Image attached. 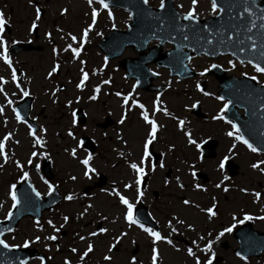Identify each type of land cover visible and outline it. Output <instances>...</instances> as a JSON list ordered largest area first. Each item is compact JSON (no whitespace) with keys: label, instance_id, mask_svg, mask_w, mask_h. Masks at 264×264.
Here are the masks:
<instances>
[{"label":"rangeland","instance_id":"374dc122","mask_svg":"<svg viewBox=\"0 0 264 264\" xmlns=\"http://www.w3.org/2000/svg\"><path fill=\"white\" fill-rule=\"evenodd\" d=\"M32 1H36L43 10L38 20L36 9L28 4L30 0H0L5 24L10 26V33H3L1 38L8 43L12 40H30L33 45L40 47V50L10 56L13 70L17 68L22 73L19 88L12 82V69L0 61V77L6 81L0 85L3 89L0 101L2 94L7 93L10 98L8 100L13 103L27 90L34 98L31 116L35 119L38 129L42 127L46 131L34 132L37 138L44 140L43 146L35 145L33 137L28 135L29 127L16 121L11 106L0 102V107L4 109L3 114H0V139L8 133L12 134L11 139L5 141L7 162L0 157V219L5 218L11 207L10 186L20 180L23 172L28 173V179L41 195H46L49 192L48 185L55 183L63 197L71 195L73 198L63 199L56 210L44 214L38 223L32 222L30 218L21 219L15 231L3 236L2 240L10 246H23L27 240V247L44 253L49 251L51 254L48 264H64L66 259L70 264H77V261H81L77 256L86 250L88 244L93 245V251L80 262L82 264H133V258L134 264H151V237L123 221L124 209L119 197L112 194V189L115 188L121 195H127L130 201L137 198L136 174L128 165L131 162L139 164L150 126L144 123L140 115L141 109L131 103V100H136L158 125L152 149L162 153L164 159L161 163L163 167L160 164L151 170L147 157L142 165L145 175L149 178L141 200L151 217L158 223L160 234L172 242H156L159 253L157 264H195L194 258L187 256L189 247L201 260V264L209 256L212 257V264H264V252L257 257L240 260L234 252L237 241L232 236L234 228L240 224L237 221L242 220L245 214L253 217L248 221H252L255 228L264 230V220L256 219L264 217V173L250 167L252 163L263 160V156L251 154L243 146L236 145L232 161L237 169L229 183L224 180V173L220 174L218 171L219 161L225 157L221 156V153L225 152L224 146L233 145L230 140L224 142L222 139L221 147L216 149V156L203 159L196 144H189L184 135L185 132L191 133V138L201 145L213 135V126L216 127V121L212 119L216 108L219 107V104H216V80L212 75L206 77L202 73L208 69L212 60L202 56L194 59L191 65L198 74L183 82L170 80L166 72L151 65L150 68L159 74L154 83L164 84L166 90L161 94L136 90L133 87L134 82L124 76L118 65L122 57L134 56L135 53L127 49L121 57L104 61V53L96 46L110 28H126L130 20L125 11L114 7L106 11L107 9L101 8L96 0H93L91 5L88 0ZM148 3L158 6L160 0H148ZM174 7L186 13L192 7L191 0H175ZM93 8L98 14L94 24L91 16ZM61 10L66 11L62 14ZM109 12L112 13L111 19ZM194 13L198 18L208 17L212 13L209 1L198 0ZM33 21L37 25L36 35L32 29L29 30ZM90 24L92 27L84 37L80 54L74 59L68 46L80 47L79 40L83 30ZM71 36L77 37V40L72 41ZM53 48L57 53L51 52ZM81 61L84 63L81 64ZM229 61L231 60L225 57L215 60L217 64L228 69L229 73L255 75V71L247 64L233 61L230 64ZM53 66L57 67V71L48 76ZM82 72L87 73L88 78L82 88L78 89L76 85L80 82ZM256 77L264 81V76L258 74ZM200 80L204 82L205 92L209 95L197 90ZM97 86L99 91L94 92ZM116 92L121 95L117 96ZM129 93L132 95L125 105L122 103V97ZM92 95L96 96L95 100L89 99ZM154 97L159 99L157 109L160 110H154ZM194 100L200 101L203 111L209 112L208 120L198 119L188 111ZM205 106L213 109L208 111ZM78 108L83 109L86 115L83 125L72 123L73 113ZM164 109L169 115L164 114ZM105 117H110L113 124L104 129L96 126V123L103 122ZM181 120L184 121L182 126L178 124ZM214 130L217 133V129ZM69 131L73 136H68ZM82 135H87L94 141V153L80 147L79 140ZM73 148L76 149L75 157L69 154ZM32 152L37 155L32 157ZM44 156L49 159L55 173L50 181L40 170ZM89 156V167L94 171L86 177L80 161ZM29 158L32 160L31 164L28 163ZM17 161L21 168L16 167ZM196 170H203L208 175L206 183L196 182L194 177V181L191 180L193 171ZM168 171L170 175L166 178ZM98 172L106 176L107 185L84 195L83 187L91 184ZM73 176L76 177L75 180L70 179ZM125 184L130 187L126 189ZM217 184L221 187L217 188ZM225 188L228 190L224 191ZM241 189L246 191L242 192ZM153 191L158 193L156 199L153 197ZM183 200H189L190 203L184 205ZM213 204L216 214L209 217L207 212L202 210L212 207ZM89 205L91 207H88ZM65 216L68 217L67 222L63 219ZM234 216L236 220H233ZM173 217L184 223H176ZM97 221L102 222L106 231L95 236L90 235L95 232L94 225ZM169 222L171 228L176 229L175 232H172ZM188 225H192V229H189ZM232 225V232L216 239L219 232ZM57 226L64 227L68 234H56L54 228ZM121 233L125 235L121 237ZM37 236L40 237L39 241L35 240ZM47 236H55L56 239L47 240ZM81 236L84 240L80 239ZM117 237L120 239L117 240ZM194 240L196 244L192 243ZM209 240L212 241L211 250L201 251ZM117 243L118 249L109 252V247ZM223 243H226V246H223ZM135 247H138V251L133 255L131 251ZM72 248L77 250L76 253L71 251ZM105 255L110 256L111 260L105 261ZM39 261L34 257L28 264H38Z\"/></svg>","mask_w":264,"mask_h":264},{"label":"water","instance_id":"95a60500","mask_svg":"<svg viewBox=\"0 0 264 264\" xmlns=\"http://www.w3.org/2000/svg\"><path fill=\"white\" fill-rule=\"evenodd\" d=\"M171 0H165L164 8H159L157 10L148 8L143 0H130V3L123 2L122 0L118 5L124 6L132 12V24L129 25V29L126 32H123V38L118 40L117 46L122 47L126 44H131L135 48H142L144 43L150 38H158L160 41L168 40L171 42H176L180 45L185 44L192 49L193 53H198L200 51H206L202 47H209L211 50L216 52L227 51L237 56L240 60H253L257 62L254 56V51L251 48L250 42H245L244 45L236 43V35H233L238 28L248 25V16L246 13H243L239 7L233 9L232 11L221 10L220 15L214 18L212 21H188L181 20L179 16L172 11L170 7ZM257 1V0H256ZM233 0H221V4L225 7L231 5ZM260 8L255 3V8L253 9L256 12L255 16H252L251 19L256 21L257 27L253 29L251 33L254 37L255 34L259 31L260 21L257 17L260 15ZM184 34L187 35V39H184ZM228 35H233V39L229 41L227 39ZM239 39H245V33L240 31ZM110 40L109 37L106 38L105 42L101 45L109 55L111 51L108 48L107 41ZM211 40L212 43H208ZM244 47V51H240L241 47ZM255 55H258V52H255ZM142 54L138 59L139 63H142L145 59ZM157 63L165 61V53L158 50V53L152 56ZM150 58V59H151ZM132 63L125 62L124 65L130 71H133L135 68L131 66ZM131 66V67H130ZM241 94L236 95L233 91H230V98L232 99L231 105L243 106L246 109L248 120L245 123L248 126H255L257 129H264V125L261 123L260 113L264 112V108L261 107V100H264V91L260 88H254L252 86H242L241 85ZM28 101V100H27ZM28 111V102L24 109H20L19 113L26 117V112ZM232 111V110H231ZM107 123L104 124L106 126ZM242 126V123H240ZM248 140L250 143L254 144L257 149H264V144L260 141L252 138L249 130H246ZM262 147H259L260 144ZM209 148L212 150L214 143H208ZM47 170L46 166L44 167ZM47 172V171H46ZM48 175H50L47 172ZM21 188H17L18 192V207L16 211L12 213V216L6 222H0V234L6 230H10L15 224L17 219L26 214H31L34 217H38L40 212L45 208H51L50 204H53L59 199L54 192L51 197L47 200H40L39 197H36L35 191L28 183ZM21 186V185H20ZM21 189V195L19 190ZM47 205H49L47 207ZM247 234L246 239H241V249L245 256L257 255L264 248V234L257 233L250 229V224L246 227ZM26 257L29 253L24 251ZM0 257H8L11 259L10 264H20L25 257L18 258L16 256V250L5 249L0 246Z\"/></svg>","mask_w":264,"mask_h":264},{"label":"snow or ice","instance_id":"6c2138e0","mask_svg":"<svg viewBox=\"0 0 264 264\" xmlns=\"http://www.w3.org/2000/svg\"><path fill=\"white\" fill-rule=\"evenodd\" d=\"M31 2V0H30ZM96 2L99 4V6L101 8H104V9H107L108 8V4L105 2V0H96ZM143 2L145 4L148 3V0H143ZM88 3L89 5H91L93 3V0H88ZM198 3V0H191V5L192 7H190L186 14H184L182 16V19L183 20H188V21H194L195 20V13H194V8L195 6L197 5ZM255 3H256V0H233V3L227 7H225L224 5L221 4V0H209V4H210V11L213 13V14H216V15H220V11L221 10H225V11H232L233 9L239 7L240 10L243 12V13H246L247 16H248V25L247 26H242L241 28H238L236 30V32L233 34V35H236L237 39H236V43L237 44H240V45H244L245 42H250L251 43V48L254 51V56H255V59L257 62H253V60H248V63L251 65V67L253 68V70L256 72V73H259V74H262L264 75V23H260L259 25V31L255 34V37L251 34L253 32V29L257 27L256 25V21L255 20H252L251 17L252 16H255L256 15V12L253 10L255 8ZM165 6V0H160V7L161 8H164ZM66 11V10H61L62 14L63 12ZM91 16H92V22L93 24L95 23L96 21V18H97V10L95 8L92 9V12H91ZM108 16H109V19L112 18V13L109 12L108 13ZM40 18V13L39 11L37 10V14H36V19L38 20ZM257 19H259L260 21H264V9H261L260 10V15L257 17ZM5 24V19L3 17V14L0 13V32L3 31V26ZM36 23L35 21H33L32 25H31V28L29 29L31 31V29H34L36 28ZM92 25L90 24L88 26V28H85L83 30V34H82V37L80 38L79 40V43H80V46L82 47L83 44H84V37L87 36L88 34V31L91 29ZM240 31H243L245 33V39L244 40H240L239 39V32ZM233 35H228L227 36V39L229 41H231L233 39ZM71 39L72 41H76L77 40V37L75 36H71ZM185 39H187V37H185ZM208 43H212L211 40L208 41ZM70 49H71V52L73 54V58L75 59L76 56L79 55L80 51H81V47H71V45L68 46ZM245 48L242 46L240 48V51H244ZM56 52V49L53 48V53ZM255 52H258V55H255ZM188 59H191V57H188ZM0 60L3 61V63L5 65H7V67L9 69H12V64L10 62V59L7 55V48L5 47V41L3 38H0ZM84 61H81V64H83ZM229 63L231 64V61H229ZM57 71V67L56 66H53L51 71L48 73V76H51L53 73H55ZM88 78V74L87 73H83L82 72V75H81V78H80V82L76 85V87L78 89L82 88V86L84 85V82L85 80H87ZM11 79H12V82L13 83H16V80H17V73L15 70H12L11 72ZM251 80L255 81L257 80V77L255 75L251 76L250 77ZM6 81L4 80L3 77H0V85L4 84ZM103 83L107 84L108 81H103ZM16 87L19 88L20 85L19 84H16ZM197 89L198 90H201L200 89V86L199 84H197ZM99 91V87L97 86V88L94 89V92H98ZM3 92V89L0 88V93ZM24 96H28L29 95V92L27 90H24L23 93H22ZM5 95V99L7 100V103L9 106H11L12 104V101L11 100H8L7 98V93H4ZM117 96H120L121 94L120 93H116ZM132 94L129 93L128 95H125L123 96V101L125 103H128L129 102V97L131 96ZM204 95H209V93L205 92ZM77 99H79V97H77ZM89 99L91 100H95L96 99V96L95 95H92L89 97ZM217 100H223L224 98L223 97H219L217 96L216 97ZM69 103H71L69 101ZM131 103L133 105H135L136 107H139L141 109V117L144 121V123L148 126H150V129L149 131L147 132V139L144 141L143 143V155L141 156L140 160H139V164L136 163V162H131L129 163V168H131L136 176H135V184L137 185V188H136V192H137V199L140 198V196L143 195L141 189H140V184H141V178L145 175V169L144 167H142V165L145 163V158L149 156V145L156 139V133L158 131V125L156 123L155 120L153 119H150L149 117V113L147 111H144V106L139 104L136 100H131ZM157 103L156 101H154V104ZM193 107H196V105H192ZM261 107L264 108V100H261ZM229 108V103L228 102H225L223 103V106L219 109V113L215 116L212 117L213 120H225V117L223 115H221V113H224L227 109ZM154 110H160V109H154ZM3 111L4 109L2 107H0V114H3ZM12 111L14 113H16V116H15V119L18 121V122H22L21 121V116L20 114L16 111L15 108H12ZM164 111V114L165 115H169V113L167 112L166 109L163 110ZM260 119H261V123L262 125H264V112H261L260 113ZM123 121V117H121V121ZM226 123H230L231 124V130L229 131H226L225 132V135L228 136V137H234L235 141H238L240 144L244 145L245 148H247L248 150H250L251 152L253 153H256L258 151V149L256 147L253 146L252 143H249V140L248 139H245L244 136L240 135L239 134V129L237 128V125L235 123H231L230 121H225ZM73 124L76 123L75 121V113H73V121H72ZM179 124L182 126L184 124V121H179ZM35 131H38V132H44L46 131V129L44 128H40V129H37ZM68 136H73V133L71 131H69L68 133ZM11 133H8L6 134L3 139H0V157H3L5 162H7L8 160V157L6 156L5 154V141L7 140H10L11 139ZM28 135L33 137V140H34V144L35 145H38V146H43L44 144V140L42 138H37L35 135H34V130L29 127V130H28ZM184 135L186 137H188V143L189 144H196V147L199 148L200 145L196 143L195 140H193L191 138V135L190 133L188 132H185ZM262 136H264V133H261ZM18 143V141H17ZM236 147L235 144H233L230 148H229V152H232L233 149ZM70 155H72L73 157H75V154H76V149L73 148L71 150V152L69 153ZM37 153L36 152H32L31 153V156L34 157L36 156ZM41 155H44V153H41ZM91 159V157H87L85 158L84 160L80 161L81 164H83L84 166V176H88L90 172H93L94 169L89 167V160ZM229 160V157L228 156H225L223 159H221L219 161V168L221 170L224 169L225 167V162ZM28 163L31 164L32 163V160L31 158H29L28 160ZM261 165H264V160H261L257 163H252L250 165V167L254 170H258L262 173H264V167H261ZM16 167L17 168H21V164L19 163V161L16 162ZM161 167H163V164H161ZM20 179L22 180H27L28 179V173L27 172H23V174L21 175ZM70 179H73L75 180L76 177H70ZM228 177L225 176L224 177V180H227ZM45 183L47 184V181H45ZM167 180H165V184H167ZM16 185H11L10 186V189L12 188H15ZM124 187L127 189L130 187V185L128 184H125ZM197 187L199 188L200 186L197 185ZM217 188L221 187L220 184H217L216 185ZM53 189H52V185L49 184L48 185V191L51 192ZM228 189L225 188L224 191H227ZM241 191H246L245 189H241ZM112 194L116 195L119 197V202L121 205L125 206V213H124V216H123V219L125 221H127L129 223V225H137L138 227H141L143 229V231L145 233H147V235L149 237H151L152 239V244H153V247L151 248V264H157L158 262V249L157 247L155 246L156 245V242L157 241H161V240H164L166 241L167 243L171 244V240H169L167 237H164L162 236L158 231H154L152 230L151 228H148V227H145L143 224H141L138 220L134 219L133 218V205L125 198V196L121 195L119 192L116 191L115 188L112 189ZM9 195L11 197V207L8 209V213L7 215L5 216V219H8L9 217L12 216V209L13 208H16L17 207V204H18V201H17V196L14 192H12L11 190L9 191ZM35 195L36 197H39L40 196V193L39 192H35ZM257 196H259V194H257ZM73 197L71 195H67L64 197L65 200H71ZM182 203L184 205H188L190 203L189 200H183ZM88 207H91V205H89ZM215 207V204H213L212 207H209L207 209H203L202 211H206L207 214L209 215V217H212V216H215V212L213 211V208ZM87 210V209H86ZM81 215H83V213H81ZM64 221L67 222L68 221V217L65 216L64 218ZM173 219H176L175 217H173ZM253 217L251 215H247L245 214L243 219L242 220H239L237 221L238 223H244V221H248V220H252ZM256 219H262L264 220V217H256ZM233 220H236V217L234 216L233 217ZM38 223V222H37ZM49 224H51V221L48 222ZM176 223L178 224H183L184 221L182 220H179V219H176ZM169 227L171 228V222H169ZM233 227L234 225L232 226H229V227H226L224 228L221 232H219L216 236V239L218 240L221 236H223L225 233H229V232H232L233 230ZM188 228L189 229H192V225H188ZM58 229H55L54 228V231H57ZM172 232H175L176 229L175 228H171ZM101 233L105 232L106 229H103L101 228L99 230ZM90 235H93L95 236L96 233L93 232L91 233ZM125 233H121L120 236H124ZM45 239L47 240H54L56 239L55 236H47L45 237ZM81 240H84V237L81 236L80 237ZM117 240L120 239V237H117L116 238ZM200 239H203V237H200ZM35 240L36 241H39L40 240V237L37 236L35 237ZM193 244H196V241H192ZM29 244V241H24V247H27ZM0 246H2L3 248L7 249L10 247L9 244L5 243L4 240L0 239ZM211 247H212V241L209 240L207 244L204 245V247L201 249V251H205V252H208L211 250ZM113 249L112 247H109L108 251L111 252ZM178 250V249H177ZM71 251L73 253H76V249L75 248H72ZM93 251V245L92 244H88L86 250L80 254L79 258L81 261H83L85 259V257ZM236 255L239 257L240 260H244L245 257L243 255H241L239 252L236 253ZM187 256L189 257H193L194 260H195V264H201V260L195 256V253L193 252V249L191 247H189L187 249ZM103 259L105 261H109L111 260V257L108 256V255H105L103 257ZM134 259L133 258V264H134ZM20 264H24V261H21ZM64 264H70V261H68L67 259L64 261ZM203 264H212V257L209 256L204 262Z\"/></svg>","mask_w":264,"mask_h":264},{"label":"flooded vegetation","instance_id":"af4514ba","mask_svg":"<svg viewBox=\"0 0 264 264\" xmlns=\"http://www.w3.org/2000/svg\"><path fill=\"white\" fill-rule=\"evenodd\" d=\"M222 137H224V135H222Z\"/></svg>","mask_w":264,"mask_h":264}]
</instances>
